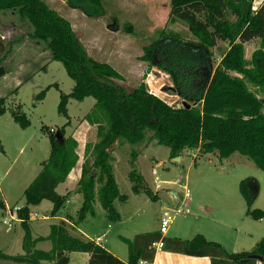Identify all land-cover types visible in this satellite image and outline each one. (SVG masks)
Listing matches in <instances>:
<instances>
[{
  "label": "trees",
  "instance_id": "trees-1",
  "mask_svg": "<svg viewBox=\"0 0 264 264\" xmlns=\"http://www.w3.org/2000/svg\"><path fill=\"white\" fill-rule=\"evenodd\" d=\"M253 1L170 0V21L185 22L194 40H184L176 32L159 31L158 37L143 47L140 60L170 76L173 90L182 100L180 106H174L150 93L144 83L124 85L123 76L107 62L90 56L69 21L43 0H0V12L16 10L29 23L30 37L43 41L51 59L60 61L73 80L71 92L60 94L58 113L68 117V100L89 96L106 117L105 124L96 122V141L89 152L92 162L84 161L74 190L82 196L81 205L74 217L66 215L68 222L60 220L51 226L47 239L52 248L45 252L34 248L37 239H32L30 231L29 206L48 200L52 203L50 215L61 216L70 193L60 195L56 187L78 159L74 139H63L60 144L54 131H48L50 154L23 191L26 205L17 209L24 232V254L10 256L0 251V259L24 264H68L71 252H86L87 264H150L155 253L152 244L161 240L164 250L207 256L211 264H264V238L249 251L227 252L202 234L181 239L144 232L123 239L128 249L123 261L95 240L71 232L73 226L94 215L97 201L108 222L119 221L114 203L126 197L120 193L114 176L110 149L116 142L139 145L151 132L158 144L169 149L171 159L186 149L216 153L220 159L237 152L264 171V98L257 97L246 84L248 81L264 90V0L255 9ZM68 4L91 15L102 12L101 0H68ZM255 39L260 40V46L246 60L244 44ZM220 41L227 42L228 48L214 66L212 49ZM6 52L8 47L0 35V77L7 72L3 64ZM44 91L37 99L43 98ZM2 103L0 98V114L4 111ZM12 117L22 128L29 125L24 114L13 112ZM60 131L63 134L64 128ZM88 149L86 145L85 151ZM130 179L136 183L132 189L137 192V184L144 180L142 174L133 169ZM247 181H241L240 192L250 205L253 194ZM145 192L152 196L148 189ZM247 213L254 220L264 218V210L248 209ZM252 255L261 256L262 261Z\"/></svg>",
  "mask_w": 264,
  "mask_h": 264
},
{
  "label": "rangeland",
  "instance_id": "rangeland-1",
  "mask_svg": "<svg viewBox=\"0 0 264 264\" xmlns=\"http://www.w3.org/2000/svg\"><path fill=\"white\" fill-rule=\"evenodd\" d=\"M43 1L69 21L90 56L107 62L123 76L124 85L144 83L150 93L166 103L181 105L170 76L140 60L143 47L158 37L159 31L176 32L184 40H194L185 22L170 21V0H101L102 12L97 15L72 7L68 0ZM261 1L254 0V6ZM30 31L29 23L16 10L0 12V35L8 47L3 58L7 72L0 77L4 110L0 114V202L11 209L26 205L23 191L50 154L48 131L55 133L63 127L64 140L82 139L89 146L84 161L92 162L89 152L96 141V122L106 123L105 115L94 107L95 100L89 96L82 100L70 98L66 105L68 117L58 113L60 94L70 93L74 82L63 64L51 59L45 43L30 37ZM259 46V39L245 43V59L249 60ZM227 48V42L220 41L212 49L214 66ZM246 84L257 97L264 98V90L248 81ZM43 90V98L37 99ZM13 112L24 114L29 125L22 128L12 117ZM74 152L78 157L77 145ZM110 152L120 193L129 199L115 206L123 216L124 236L132 238L136 232L159 226L161 217L168 213L174 218L166 234L175 232L182 239L205 231L223 240L228 250L241 251L251 250L264 238V218L254 220L247 213L248 209L264 210V171L246 156L235 152L220 159L216 153L186 149L180 154L181 161L176 162L151 132L139 145L116 142ZM133 169L146 179L137 184V192L132 189L136 183L130 179ZM245 179L253 194L250 205L240 192V183ZM150 187L158 192L154 194ZM146 189L156 200L146 194ZM186 189L189 193L184 196ZM170 192H175L177 199ZM50 205L44 200L40 208L32 210L44 214ZM178 207L181 212L175 214ZM3 218L10 221V214L0 209V220ZM6 229L0 221V242L7 237ZM16 230L22 231L18 222L10 229L13 238ZM116 233L111 232L101 243L117 247L119 253L126 250V245Z\"/></svg>",
  "mask_w": 264,
  "mask_h": 264
},
{
  "label": "crops",
  "instance_id": "crops-1",
  "mask_svg": "<svg viewBox=\"0 0 264 264\" xmlns=\"http://www.w3.org/2000/svg\"><path fill=\"white\" fill-rule=\"evenodd\" d=\"M259 4L260 3H258V5ZM253 7H254V9L256 8V6H254V4H253ZM74 140L77 142V148H78L77 162L71 168V170L68 173V175L66 176L65 180L62 183L58 184V186L56 187V191L60 195H65L66 193H70L69 198L65 204V207L62 210L61 216H51L50 215V211L52 209V203L49 206V208H47V212L44 214H38L36 212H33L32 209L40 208L41 204L44 200L38 205L29 206V211H30V213H29V226H30L32 239H37L35 246H34V248L37 250H42L45 252H48L51 250L52 243L49 239H47V236L50 233L51 226L54 224H57L60 220L67 221L66 215L74 217L75 214L77 213L78 208L81 205L82 196L79 193L74 192V190L76 189L77 183L81 177L82 165L84 163L85 147H86L87 143L84 142L80 138H75ZM173 160L176 162H179V161H181V156L178 158H174ZM114 176H115V180H116L115 170H114ZM144 179H145V177H144ZM116 183L118 185L117 180H116ZM118 188H119V186H118ZM60 190L62 191L61 193H60ZM150 190H153V189L151 188ZM155 192H158V189H156V187L153 190L154 194H155ZM170 196L177 199L175 192H170ZM128 200L129 199L126 196V200L123 203L126 204ZM116 203H118L119 205L122 204V203H120V201H116L114 203L115 206H117ZM117 207H116V209L120 214V219L117 223H111V222H108L106 220L104 210L100 207V204L97 201L96 206H95L94 215L88 216L87 219L83 223H80L76 226H73L74 230H72L71 232L75 235H82L83 237H85L87 239H91V240H95V239L99 238V240L97 242L98 244L102 245L108 251H110L115 256H117L119 259L124 261V260H126L127 254H128L127 246H126V250L125 251L124 250L119 251V253H120L119 254L117 252L119 250L117 247L113 248L112 245L105 246V244L103 245L101 242L102 241L106 242L105 239L108 235H110L111 232H115V233L117 232L116 237H118V239L122 242H123V239H132L136 234H139V233L153 232V231L160 232L159 231L160 224H159V226H156L155 228H151V229H148V230L143 231V232H138V233L136 232L132 238H129V237L124 236L122 234L124 232V230L126 229V227L124 225L125 223L123 221V216H122V213L120 212V208H117ZM14 208H16V207H13V209ZM0 209L5 214L6 213L10 214V221H7L6 218H3L0 220L2 224H4L3 223L4 220H6L8 222L7 224H4L8 228V229H6L7 237H5V239H1L0 243H2V244H0V251H2L4 254L10 255V256H16V255L24 254V249L22 247L23 234H24L23 229H22V231L16 230L14 232V235L16 234V238H13V235H10L11 234L10 229L13 228V223L18 222L21 224L20 219H18V218L15 220L11 219V213L13 212V209L8 207V205L4 201L0 202ZM166 233L165 234L160 233V234L162 236H165V237L180 238L178 236V234H176L175 232L170 234V235H168ZM196 234H202L207 240L215 241V242L219 243L224 248V250L227 252H239V251L228 250V248L225 246L223 240H220L218 238H213L212 236L207 235L205 233V231H201V232L196 233ZM8 236L10 237V239ZM192 237L186 238V239H191ZM41 238L43 240H38ZM114 249H116V250H114ZM241 251H249V250H241ZM88 259H89V255L86 252H71L69 254L68 264H87ZM0 264H24V263L0 259ZM40 264H51V263L48 261H42V262H40ZM150 264H211V259L207 256H191V255H186L183 253L167 251V250H164L162 248V249H160L154 253L153 261Z\"/></svg>",
  "mask_w": 264,
  "mask_h": 264
},
{
  "label": "built area",
  "instance_id": "built-area-1",
  "mask_svg": "<svg viewBox=\"0 0 264 264\" xmlns=\"http://www.w3.org/2000/svg\"><path fill=\"white\" fill-rule=\"evenodd\" d=\"M188 193H189L188 192V189H186V191L184 192V196H187ZM17 209L18 208H14L13 209V212L11 213V219L12 220H15V219L18 218L17 217ZM178 212H181V207H178L174 211L175 214L178 213ZM173 218H174V215H171V214H168V213H165L161 217V219H160V227H159V231H160L161 234H165L167 232L168 227H169L170 223L172 222ZM3 223L4 224H7L8 222L6 220H4ZM98 240H99V238L95 239L96 242H98ZM152 247H153L154 251L156 252V251H158V250H160V249L163 248V242L161 240L160 241H157V242H154L152 244ZM139 263L140 264H146L145 261H140Z\"/></svg>",
  "mask_w": 264,
  "mask_h": 264
},
{
  "label": "water",
  "instance_id": "water-1",
  "mask_svg": "<svg viewBox=\"0 0 264 264\" xmlns=\"http://www.w3.org/2000/svg\"><path fill=\"white\" fill-rule=\"evenodd\" d=\"M55 137H56L57 141H58L60 144L63 143V141H64V140H63V135L61 134L60 131H56V132H55ZM251 257H252V258H255V259L259 260V261H262V257L259 256V255H252Z\"/></svg>",
  "mask_w": 264,
  "mask_h": 264
},
{
  "label": "bare ground",
  "instance_id": "bare-ground-1",
  "mask_svg": "<svg viewBox=\"0 0 264 264\" xmlns=\"http://www.w3.org/2000/svg\"><path fill=\"white\" fill-rule=\"evenodd\" d=\"M262 2V1H261ZM260 3V2H259Z\"/></svg>",
  "mask_w": 264,
  "mask_h": 264
}]
</instances>
